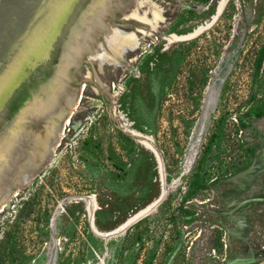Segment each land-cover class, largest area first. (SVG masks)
<instances>
[{"label": "rangeland", "instance_id": "1", "mask_svg": "<svg viewBox=\"0 0 264 264\" xmlns=\"http://www.w3.org/2000/svg\"><path fill=\"white\" fill-rule=\"evenodd\" d=\"M154 1V30L124 19L134 0L106 1L102 21L145 32L126 66L100 74L107 90L86 51L63 67L55 106L69 96L75 110L53 151L0 203V264H264V113L249 112L264 102V0ZM88 37L94 49L102 33L92 27ZM60 47L0 134L43 97ZM196 67L207 71L198 112L176 87ZM21 119L23 140L45 124L39 114Z\"/></svg>", "mask_w": 264, "mask_h": 264}, {"label": "bare ground", "instance_id": "2", "mask_svg": "<svg viewBox=\"0 0 264 264\" xmlns=\"http://www.w3.org/2000/svg\"><path fill=\"white\" fill-rule=\"evenodd\" d=\"M106 1L95 0L90 10L86 13L84 20H81L78 27L73 31L64 49L62 54L63 62L58 70L55 82L47 88L45 96L40 101L22 113L23 115L32 113L45 116L43 128L37 131L31 138L23 140L22 137L18 136V126L14 122L9 132L2 139L0 143V203L3 200L5 201L7 195L10 194L9 186L11 184L21 183L22 185L27 180L28 173L36 166L33 155L37 162L44 161L46 154L51 153L59 141L58 132L62 130V123L64 122L65 125L69 123L70 115L75 110V100L67 96L64 107L55 106V100L58 96L57 92H59L63 84V78H65V68L63 67L68 66L78 52L86 51L88 53V62L94 63L97 66L94 72L96 85L102 90H107V86L100 81V74L107 67L116 69L126 66L125 56L139 47V37L137 34H145L141 29L132 28L131 30H123L117 27V25L110 27L102 21L100 17ZM133 4L134 9L130 14L125 15L124 19L134 20L146 25L150 30H154L161 20L160 7H158L154 0H134ZM92 27L97 28L102 33V38L96 42L94 49L89 47L93 39H91L92 37H88ZM86 40L89 41V45L86 44ZM90 76L91 73L87 71L86 78H90ZM22 145H25L27 148ZM145 146L156 155V150L153 146L148 143H145ZM31 164H34V167L29 168ZM126 224L121 225L118 230H123Z\"/></svg>", "mask_w": 264, "mask_h": 264}, {"label": "water", "instance_id": "3", "mask_svg": "<svg viewBox=\"0 0 264 264\" xmlns=\"http://www.w3.org/2000/svg\"><path fill=\"white\" fill-rule=\"evenodd\" d=\"M94 2L95 0H71L68 4H61L59 0H0V124L7 114V106L14 93L29 82L32 76H39L38 69H48L52 54L61 43L59 63L54 66L55 78L43 89L42 94L45 96L47 88L56 80L63 62L62 54L73 31L84 20ZM43 97H35L33 104ZM25 110L27 109L22 112ZM22 112L14 121L16 125L22 121ZM14 122L0 134V143ZM155 150L161 161L159 151ZM164 192L133 216L145 209L148 212L164 197Z\"/></svg>", "mask_w": 264, "mask_h": 264}, {"label": "trees", "instance_id": "4", "mask_svg": "<svg viewBox=\"0 0 264 264\" xmlns=\"http://www.w3.org/2000/svg\"><path fill=\"white\" fill-rule=\"evenodd\" d=\"M37 71L39 72V76H32L29 82L24 83L21 88L14 93L7 106L8 113H14L20 108L22 103L31 95L32 89L34 90L37 88L39 82L37 81V78H43L46 76L48 69H38ZM206 73L207 71L200 67L190 69L187 75L183 77V82L176 85V87L179 88V93L181 92L179 96L185 100H190L191 106L196 112L199 111L202 91L207 82ZM230 88V81L225 82L222 86L219 96L220 104L228 100ZM249 112L254 113L257 117L261 116L264 113V102H260V106L250 110ZM223 124L224 116H220L216 121L215 132L207 140L204 152L209 154L215 143L221 139L224 131ZM218 146H221L220 142H218Z\"/></svg>", "mask_w": 264, "mask_h": 264}, {"label": "snow or ice", "instance_id": "5", "mask_svg": "<svg viewBox=\"0 0 264 264\" xmlns=\"http://www.w3.org/2000/svg\"><path fill=\"white\" fill-rule=\"evenodd\" d=\"M70 2H71V0H59V3H61V4H68Z\"/></svg>", "mask_w": 264, "mask_h": 264}, {"label": "flooded vegetation", "instance_id": "6", "mask_svg": "<svg viewBox=\"0 0 264 264\" xmlns=\"http://www.w3.org/2000/svg\"><path fill=\"white\" fill-rule=\"evenodd\" d=\"M38 78H39V77H38ZM38 78H37V81L39 80ZM37 81H36V82H37ZM32 90H33V89H32ZM7 113H8V110H7Z\"/></svg>", "mask_w": 264, "mask_h": 264}]
</instances>
